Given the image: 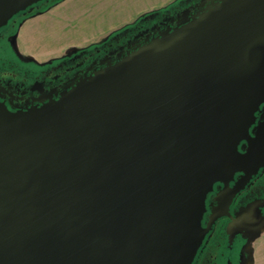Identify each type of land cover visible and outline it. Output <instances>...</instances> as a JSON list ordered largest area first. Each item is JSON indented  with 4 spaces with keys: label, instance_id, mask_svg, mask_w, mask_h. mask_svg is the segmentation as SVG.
Returning a JSON list of instances; mask_svg holds the SVG:
<instances>
[{
    "label": "water",
    "instance_id": "1",
    "mask_svg": "<svg viewBox=\"0 0 264 264\" xmlns=\"http://www.w3.org/2000/svg\"><path fill=\"white\" fill-rule=\"evenodd\" d=\"M263 94L264 0H212L59 99L0 101V264H191Z\"/></svg>",
    "mask_w": 264,
    "mask_h": 264
},
{
    "label": "flooded vegetation",
    "instance_id": "2",
    "mask_svg": "<svg viewBox=\"0 0 264 264\" xmlns=\"http://www.w3.org/2000/svg\"><path fill=\"white\" fill-rule=\"evenodd\" d=\"M64 0H42L15 14L0 28V101L12 111L28 110L59 99L63 92L163 30L192 19L212 0H181L178 5L132 27L112 33L92 46H71L59 56L39 61L18 45L24 26ZM31 57L36 60L30 59ZM238 149L243 162L227 180L214 184L206 198L202 225L206 236L191 264H264L257 251L264 237V94L254 111L249 134Z\"/></svg>",
    "mask_w": 264,
    "mask_h": 264
},
{
    "label": "rangeland",
    "instance_id": "3",
    "mask_svg": "<svg viewBox=\"0 0 264 264\" xmlns=\"http://www.w3.org/2000/svg\"><path fill=\"white\" fill-rule=\"evenodd\" d=\"M176 0H64L49 12L30 20L18 40L20 50L39 61L63 55L71 46L101 42L149 12ZM264 237L257 251L263 262Z\"/></svg>",
    "mask_w": 264,
    "mask_h": 264
},
{
    "label": "trees",
    "instance_id": "4",
    "mask_svg": "<svg viewBox=\"0 0 264 264\" xmlns=\"http://www.w3.org/2000/svg\"><path fill=\"white\" fill-rule=\"evenodd\" d=\"M180 1H181V0H176V1H175L174 3H172L171 5H169V6H167V7H164V8H161V9H159V10H157V11H158V12H164V11H166V10H168V9H171L173 6L178 5ZM137 22H138V20H137L136 22H134V23H130V24L126 25L125 27H132V26L135 25Z\"/></svg>",
    "mask_w": 264,
    "mask_h": 264
}]
</instances>
